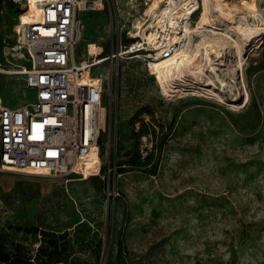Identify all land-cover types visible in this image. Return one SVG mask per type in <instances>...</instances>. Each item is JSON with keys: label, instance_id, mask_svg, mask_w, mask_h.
<instances>
[{"label": "rangeland", "instance_id": "obj_1", "mask_svg": "<svg viewBox=\"0 0 264 264\" xmlns=\"http://www.w3.org/2000/svg\"><path fill=\"white\" fill-rule=\"evenodd\" d=\"M114 3L123 40L131 41L126 30L147 0H104L99 11L83 13L86 40L77 59L90 56L91 44L93 56L109 54L104 35ZM25 5L0 0L3 65L19 62L11 52ZM146 49L141 57L123 54L106 85L123 162L118 194L108 199V179L100 175L0 171V264H264V38L236 69V106L196 90L162 91ZM109 65L93 70L106 73ZM87 73L90 82L101 81ZM34 98L22 74L0 70L2 104ZM144 134L152 143L146 156ZM98 160L92 154L82 166L97 174Z\"/></svg>", "mask_w": 264, "mask_h": 264}, {"label": "built area", "instance_id": "obj_2", "mask_svg": "<svg viewBox=\"0 0 264 264\" xmlns=\"http://www.w3.org/2000/svg\"><path fill=\"white\" fill-rule=\"evenodd\" d=\"M37 5L39 18L21 7L11 52L19 62L0 63V70L22 74L35 95L33 101L18 106L4 105L0 99V171L83 177L81 161L93 154L99 158L98 172L89 175L107 177L109 199L118 194L116 173L123 162L118 158L117 122L114 125L113 113L109 114L105 105L106 85L112 81L113 64H118L123 54H137L134 51L142 44L136 45L139 37L131 36L130 30L126 34L131 41L123 40V14L114 3L104 35L109 54L77 59L76 48L86 40L83 13L99 11V1L39 0ZM155 55V49H146L148 62ZM103 59L110 61L104 75L93 70ZM86 68L101 75V81L90 82ZM135 130L140 131V126ZM142 140L146 156L152 143L146 134ZM36 166H42L46 174L34 173Z\"/></svg>", "mask_w": 264, "mask_h": 264}, {"label": "bare ground", "instance_id": "obj_3", "mask_svg": "<svg viewBox=\"0 0 264 264\" xmlns=\"http://www.w3.org/2000/svg\"><path fill=\"white\" fill-rule=\"evenodd\" d=\"M37 1L26 0L25 7L39 18ZM259 4L257 0H147L146 12L130 26L131 36L140 37L136 45L142 44L134 57L142 56L144 44L156 50L150 67L159 88L169 95L196 90L236 106L240 96L236 69L248 50L264 38V8ZM197 10L200 16L193 22ZM89 49L88 58H97L93 56L96 46L91 44ZM98 63L103 65L106 59ZM83 169L86 175L93 172ZM33 170L46 174L42 166Z\"/></svg>", "mask_w": 264, "mask_h": 264}]
</instances>
